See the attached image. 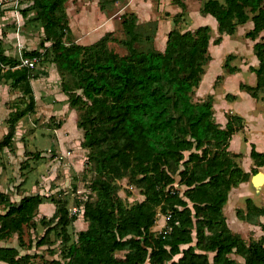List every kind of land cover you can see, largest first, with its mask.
Here are the masks:
<instances>
[{
	"label": "trees",
	"instance_id": "trees-1",
	"mask_svg": "<svg viewBox=\"0 0 264 264\" xmlns=\"http://www.w3.org/2000/svg\"><path fill=\"white\" fill-rule=\"evenodd\" d=\"M66 1L31 0L26 10L32 12L31 21L40 24L50 43L43 53L32 50L22 55L40 60L51 53L58 71L70 75L61 81V90L76 112V127L84 131L85 164L93 173L88 194L77 196L87 227L73 242L68 229L76 217L66 198L55 201L50 197L55 209L48 218L39 219L43 232L34 234L35 247L53 248L56 236L66 247L59 250L65 252L55 264H264L263 240L245 241L230 230L222 213L229 190L256 171L242 170L234 159L238 154L228 150L233 133L243 129V119L227 114L221 127L214 119L212 94L193 98L204 66L211 60L210 26L181 31L178 25L186 5L183 0H172L180 10L172 17L164 49L159 50L154 45L157 22L153 36H143L136 15L124 11L120 19L126 53L120 55L109 45L114 40L111 32L88 44L74 43ZM117 1L99 0L98 8L103 11ZM201 1V13L211 15L217 24L214 45L223 34L232 35L237 25L252 21L245 37L253 41L258 64L249 69L256 79L253 85L239 83V89L253 98L263 96L264 40L257 38L264 31V0ZM143 40L150 46L138 48ZM234 57L232 53L224 57L226 72L237 70L230 64ZM0 59L10 67L18 64L4 54L1 43ZM30 69H0V79L10 80L27 94L24 113L33 112L35 104ZM16 118L8 123L0 147L10 146ZM249 155L255 166L264 165V152L253 143ZM122 179L144 198L124 205L117 182ZM41 201L42 195L35 194L12 202L0 192V204L6 207L0 213V240L16 233L22 245L24 225L36 231L34 217ZM245 208V213L237 210L240 219L257 223V217H264V207L250 198L245 199ZM157 213L169 215L168 232L152 230ZM260 227L264 231V222ZM121 250L124 253L118 255ZM33 255H19L17 248L0 246V264H29Z\"/></svg>",
	"mask_w": 264,
	"mask_h": 264
},
{
	"label": "rangeland",
	"instance_id": "rangeland-1",
	"mask_svg": "<svg viewBox=\"0 0 264 264\" xmlns=\"http://www.w3.org/2000/svg\"><path fill=\"white\" fill-rule=\"evenodd\" d=\"M15 1L16 0H0V6ZM98 1L99 0H67L65 2L64 8L68 16L71 40L74 43L88 44L96 40L105 32H111L114 40L109 42V45L120 55L126 53V49L123 45L126 35L121 27L120 14L123 13L128 6H131L135 11L140 9L141 16L139 18L142 22H140L141 25L139 30L143 36L149 35L152 37V32L155 30L157 19L160 16L165 17L171 12L173 13V8L171 6H168V4L166 5V3H161L159 0L158 2L156 0H134L130 5V1L128 0H119L103 11L98 8ZM187 4V12L185 11L182 13L184 19H182L179 24L180 30H191L196 28L200 16H209L212 18L210 15L200 13V6H198L196 0H188ZM8 8L15 9V7L11 6ZM166 8L169 10V13L164 14V11L162 10ZM1 13L2 10L0 9V14ZM26 15H24V19L22 20L24 25L22 24L20 28L22 32L25 31L27 39L24 46L21 47L20 52L15 38L13 43L6 47L7 49L3 48L4 54L15 60H18L20 54L32 50H39V52L43 53L44 47L48 46L50 43L49 41H45L40 24L38 22H32L29 18H25ZM147 18H149V20H146ZM212 20L214 19L212 18ZM10 23V25L8 24L10 26L9 30L14 32L16 23L15 21H11ZM162 26L164 27V30L171 27L172 24L170 19L165 18L162 20ZM245 28L246 25L239 26L238 33L230 39L231 47L229 48L228 53L230 52L235 56L230 62H250V40L246 39L244 36ZM159 39H161L160 36ZM237 41L244 43V47L242 46V52L247 56L242 55L240 50L237 51L236 49H233V44ZM148 46H150V44L145 40L137 43V47L141 49L147 48ZM225 47L224 45L210 47L209 51L212 55V60L210 62L208 61L204 66V69H206V75L204 74L201 80L200 87H202V89L195 91L193 96L194 99L204 98L209 94L206 92L211 91L213 88H218L217 95L218 92L220 93V91H222L223 88H221V86L223 80L227 76V72L222 67L224 55L227 54L225 53L222 55L225 51ZM51 57V53L48 56L43 54L40 60L37 59L34 66L30 67V83L35 98L33 112L24 113L28 98L27 94L23 93L21 90L22 87H13L10 80L0 79V97H3V95L5 96L6 90H9L10 97L6 102V105L11 109L6 114L0 115V119H2V127H7L8 123H10L14 117L18 118L15 123L16 132L10 146L0 147V152L5 155L2 162H9V164H11L9 170L14 172L17 180H20L19 185H12V193L15 192L14 188H19L27 181L28 183H25L27 186H24V190H28V192L32 193L35 191L41 192L43 190V193H47V197L44 196L45 198L53 197V200L55 201L66 198L68 206L71 207L73 205L77 206V203H79L80 200L77 198L79 192H82V194H88L90 191L89 184L90 179L93 177V173H89L87 171L88 168L85 165L87 151L81 145L84 131L82 129H76V112L74 108H71L67 104V96L61 90V81L69 79L70 75L64 71H58L55 63L52 62ZM217 76H219L218 79H216ZM244 77L247 79L246 82L249 83V74L244 75ZM230 86L229 88L232 89ZM248 99L250 101L243 100L246 101V103L241 104L245 107L248 106V111L252 108L255 109V107L258 109V106L260 108L261 103L258 102L256 103L257 105L253 107L250 105V102L253 104L254 99L252 100L251 97H248L247 100ZM216 101L220 103L221 99L218 97ZM253 113L257 117L254 121V125H257L259 128L264 126V111L260 114L257 113V111H254ZM246 115H248L247 112ZM248 121L249 120L247 119V122ZM63 124H65L64 130L69 137H67V140L62 139V141H60L56 134L57 129ZM250 124H253V122ZM263 135V132H254L250 130V128L240 131L237 133V136L233 138L232 149L237 153L243 155L246 154L249 157L250 141L258 144V142H261L258 138H261ZM244 136H248V141ZM260 146L261 144H259V147ZM68 151H70V154ZM76 157L78 160L82 161L77 165H74L72 161ZM71 158H73L72 161ZM81 163L85 165V167H83ZM42 175L46 176V179H40ZM20 176L22 179H20ZM40 180H42V182L36 187L34 181L40 182ZM117 182L120 186L118 194L124 205L129 206L142 199L139 190L130 186L125 179L118 180ZM73 186L76 187V190L73 189ZM179 188L182 189L181 187ZM90 195L93 197V192L90 193ZM78 214L79 213L77 212L74 216L76 215L75 217H77ZM163 215L165 214L157 213L156 218L160 219ZM80 222L82 223L81 225H71L68 229L71 233L73 242H75L77 234L85 228L86 223L82 222V220H80ZM27 225L26 233H29L30 242L32 241V244L29 245L30 247L32 245L30 248V254H36L33 255L34 260H30L28 263L55 264L54 261L65 252L64 249L60 254L59 250L66 246H61V244L56 241L57 237L55 236V246L53 248H33V244L35 243L34 234L39 235V233L38 231L33 233L32 228L29 224ZM38 225L40 231L41 229L43 231L40 222ZM246 236L252 237L251 234ZM11 242L12 244H17L18 248L19 246L26 247L27 245V242L23 243V245H19L15 236L12 237ZM20 249L21 248H19V250ZM123 253L124 251L122 250L117 252L118 255H122ZM211 256L212 254H209V258H211Z\"/></svg>",
	"mask_w": 264,
	"mask_h": 264
},
{
	"label": "crops",
	"instance_id": "crops-1",
	"mask_svg": "<svg viewBox=\"0 0 264 264\" xmlns=\"http://www.w3.org/2000/svg\"><path fill=\"white\" fill-rule=\"evenodd\" d=\"M128 1H130L129 2V5H130L134 0H128ZM156 1L158 2V0H156ZM159 1H161V3H166V5L168 4V6H171L173 8V13L171 12L169 15H167L165 17L160 16L157 19V29H156L155 36H154V45L157 49L163 50L165 47L167 33L173 27L172 17L174 14L179 12L180 9L176 4H174L172 2V0H159ZM183 1L186 5L185 11L187 12L188 0H183ZM196 1L198 2V6L201 7L202 1L201 0H196ZM15 2L5 3V4H2L0 6V9L2 10V13L0 14V43H1L2 48L7 49L6 47H8L10 44H12L13 40L15 38L16 44H17V46H19V49L21 50V47L24 46V43L27 39V35H26L25 31L22 32L20 27L22 24L24 25V23L22 22V20L24 19V15L27 14L25 16V18H27V19L28 18L30 19L31 15H32L31 11L26 10V8H28L29 5L31 4V0H16ZM10 6L15 7V9L14 8H12V9L8 8ZM17 9H19L20 11ZM125 11L133 12L136 15L138 21L142 22V20L139 18L141 16L140 15V9L135 11V9H133L131 6H128V8ZM162 11H164L163 12L164 14L169 13V10L167 8L162 10ZM25 12H27V13H25ZM165 18L170 19L171 24H172V26L167 28V30H164V27L162 26V20H164ZM212 18H210L209 16H200V18H198V22H197L198 24L196 26V27H198L200 25L207 24L211 28V38H210V42H209V46H208V51H209L211 46H215L212 43V40L214 37L213 35H216V33H217L216 32L217 24H216L215 19L213 18L214 20H212ZM182 19H184V15H182ZM146 20H149V18H147ZM146 20H143V21H146ZM11 21H15V23H16V27H15L14 32L9 30L10 29L9 25L11 24L10 23ZM242 25H246V28H245V32H246L252 27V21L249 19L244 24L237 25V28L232 35H227V34L222 35L220 43L216 45V47L221 46V45L222 46L224 45V47H225V45H226L225 51L223 52L222 55H224L225 53L228 54V50L231 47L230 46L231 45L230 39L232 36H234L236 33H238V27L242 26ZM11 26H13V25H11ZM185 30H188V29H183L181 31H185ZM2 31H5V32H2ZM245 32H244V36H245ZM159 36L161 37V39H159ZM245 38L249 39L247 37H245ZM260 38L264 40V31L260 32L259 37L257 39H260ZM249 40H250L249 41L250 42V46H249L250 49L249 50H250V55H251L250 60H249L250 62H230V64L232 66H235L237 68V70L233 73L227 72V76L223 80V83L221 86V88H223L222 91H220V93L218 92V95H217V89L218 88L217 89L213 88L211 91H208L206 93L212 94V96H213L212 105H213L214 119L217 123L220 124L221 127L225 126V123L227 121V118H226L227 114H237V115L242 117L243 123H244L243 129L233 133V135L231 136V139L229 140L228 150L234 154H238V156L235 157L234 159L242 170L249 172V171H251L252 168H256V171L254 173H250V175L246 181L238 183L236 186H233L229 190L227 200L222 207V213L225 217V220L227 222L228 227L230 228V230L232 232L240 234L241 237L245 241L262 239L263 244H264V231L260 227V223L264 222V217L259 216V217H257V223H251L245 219H240L237 216V210L238 209L242 210L245 213V211H246L245 199L246 198H250L256 206L264 207V165L257 167V166H255V164H254V162L251 159L249 154H248L249 155V157H248L246 154L243 155L241 153H237L232 149L233 138L235 136H237L238 132L244 131L247 128H250V130H252L254 132L260 131V132L264 133V126L259 128L257 125H254V121L257 117L253 113L254 111H257V113L260 114L262 111H264V95L260 96L259 98H253L247 92L239 89V83L242 82V83H246L249 85H253L255 83V79H256L255 73L249 69L250 66L256 67L258 64L257 59L253 53V48H252L253 41L251 39H249ZM242 46L244 47V43L241 41H239V42L237 41L236 43L233 44V49H236L237 51L240 50L242 55L247 56L246 54H244L242 52ZM6 51H8V50H6ZM209 53H210V51H209ZM210 55H211V53H210ZM226 55H224V57ZM211 60H212V55H211ZM204 74L206 75V69H205V72L203 73V75ZM246 74H249V83L246 82L247 79H246V77H244V75H246ZM203 75H202V77H203ZM202 77H201V80H202ZM200 84H201V81L199 83V86L195 89V91L202 89V87H200ZM229 86L232 89H230ZM200 92H202V91H200ZM228 93L233 95L232 99H227L225 97V95ZM247 95H248V97H251L252 100L254 99L253 104H251V102H250V105L255 107V105H257L256 103L259 102V103H261V105H260L261 109L258 106V109H256V107H255V109L252 108L248 111V109H249L248 106L245 107V106L241 105L243 103H246V101H250L249 100L250 98L247 100V98H248ZM9 97H10L9 90H6L5 96L3 95V97H0V115L6 114L7 112H9L11 110L6 105V102H7V100H9ZM218 97L221 99L220 103L218 101H216V99H218ZM243 100H246V101H243ZM246 112L248 113V115H246ZM247 119L249 120L248 122H247ZM1 122H2V119H0V139H2V137L5 133V130H6V127H2ZM251 122H253V124H250ZM249 124H250V127H249ZM64 129H65V124L61 125V127H59L57 129L56 136H58L60 141H62V139L67 140V137H69V135L66 134V131ZM76 129H77V127H76ZM244 137L247 138V141H248V136H244ZM258 139L261 140V142H258V144H256L255 142H251V141H250V143H253L258 151L264 152V135ZM250 143H249V145H250ZM259 144H261L260 147H259ZM249 151H250V149H249ZM68 153L70 154V151H68ZM1 155H3V156H1ZM4 156L5 155L0 152V192L6 194L12 202H18L25 195H35V194L42 195V201L39 204L37 214L34 217V221L36 223L35 229H36V231H38L39 234H42L43 231H42V229L40 231L39 225H38L39 219L42 216H45L46 218L51 216L52 213L54 212L55 205L50 200V198L43 197V196L47 197V195H46L47 193H43L42 192L43 190L41 191L42 193L38 192V191H35L32 193V192H28V190H24V186H27V184H25L27 181L24 182V184L21 185L19 188H14L15 192L12 193L11 192L12 185H15V186L19 185L20 180L16 179L15 174L12 170H9L11 168V164H9V162H6V161L2 162V159H4ZM1 157H3V158H1ZM72 160H73V158H71V161ZM80 161H82V160H78L76 157L72 162L74 163V165L75 164L77 165L78 163H80ZM85 165L82 164L83 167H85ZM13 175L15 178L13 177ZM27 177H28V174H27ZM50 177H52V176H50ZM20 179H22V177ZM40 179H46V176L42 175V177ZM17 181H19V182H17ZM35 181H34V185L36 187H38V185H40V183L42 182V180H40V182H35ZM48 183H50V182H48ZM141 196L143 199L144 196L143 195H141ZM71 207H69V209ZM5 210H6V207L3 204H0V213H4ZM80 215L81 214L77 215V217L72 221L71 225L77 226V225L82 224L80 222V220H82ZM82 222L86 223L83 220H82ZM164 224H165V217L163 215L162 218H160V219L156 218L155 223L152 226V230L160 231L162 229V227L164 226ZM27 226L28 225H24L23 233L21 235V239H22L21 243L23 245V243L27 242L26 247L19 246V248H21L19 250V248L17 247V244H12L11 241H12V237H14V236L16 237V240H18V243H19V239H18L16 233L11 235L7 239L0 240V246L17 248L19 251V255H23L26 253L30 254V248L32 247V245H31V247L29 245L32 244V241L30 242L29 233H26ZM70 226H69V228H70ZM86 227H87V223L85 224L84 230L86 229ZM248 234H251L252 237L246 236ZM54 246H55V244H53L51 247H54ZM34 247H35V245L33 244V248ZM41 247H46V246L43 245ZM35 249H38V248H35ZM37 251H39V250H37ZM231 256L233 258H235L237 261L242 262V258L240 256L234 255V254ZM30 260H34V258H30Z\"/></svg>",
	"mask_w": 264,
	"mask_h": 264
},
{
	"label": "built area",
	"instance_id": "built-area-1",
	"mask_svg": "<svg viewBox=\"0 0 264 264\" xmlns=\"http://www.w3.org/2000/svg\"><path fill=\"white\" fill-rule=\"evenodd\" d=\"M19 52H20V49H19ZM36 61H37V57H35V56L29 58V57H24L22 54H20L19 58H18V64H16L13 67H10L9 64H6V63L2 62L1 59H0V69L1 70H6L8 68H16V67H21V66L32 67V66H34ZM70 212H71V214H75L77 212L78 213L82 212V210L78 206L73 205L70 208ZM164 217H165V224H164V226L161 229L163 231V233L169 231V227L167 225V220L169 218V215H164Z\"/></svg>",
	"mask_w": 264,
	"mask_h": 264
},
{
	"label": "water",
	"instance_id": "water-1",
	"mask_svg": "<svg viewBox=\"0 0 264 264\" xmlns=\"http://www.w3.org/2000/svg\"><path fill=\"white\" fill-rule=\"evenodd\" d=\"M52 150V149H51Z\"/></svg>",
	"mask_w": 264,
	"mask_h": 264
}]
</instances>
